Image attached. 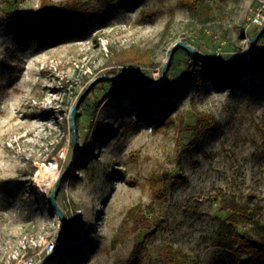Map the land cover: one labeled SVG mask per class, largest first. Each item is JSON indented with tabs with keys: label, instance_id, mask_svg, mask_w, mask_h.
<instances>
[{
	"label": "rangeland",
	"instance_id": "1",
	"mask_svg": "<svg viewBox=\"0 0 264 264\" xmlns=\"http://www.w3.org/2000/svg\"><path fill=\"white\" fill-rule=\"evenodd\" d=\"M259 1L205 0L201 19L177 0H0V264H148L160 244L235 264L224 199L253 193L264 217ZM110 50L135 61L106 66ZM197 110L215 121L185 153Z\"/></svg>",
	"mask_w": 264,
	"mask_h": 264
},
{
	"label": "trees",
	"instance_id": "2",
	"mask_svg": "<svg viewBox=\"0 0 264 264\" xmlns=\"http://www.w3.org/2000/svg\"><path fill=\"white\" fill-rule=\"evenodd\" d=\"M177 5L187 8L191 14L197 15L201 19L210 12L205 0H177ZM140 12L147 17H152L155 14L149 8H143ZM192 56L196 57L194 54ZM134 61L135 57L130 54L110 50L106 66L124 65ZM202 66L203 71H209L216 76L226 78L231 76L230 72L224 71L220 67L205 62H202ZM111 71L113 70H106L105 73L108 74ZM255 71H264V63L257 68L250 64L249 73ZM185 77L182 76V79ZM166 91L148 88L146 94L147 96L167 94ZM149 102L146 99L145 105ZM214 121L215 116L212 113L197 110L192 124H182L184 130H191V137L186 145L188 149L184 151L185 153L195 147L199 135L206 131ZM173 179L172 182L175 183L181 177L177 176ZM253 196L254 194L251 193L245 200H243V197L234 196L225 198L221 205V208L226 211V215L219 226L218 244L226 248L229 254L234 257L235 264H264V217L258 212L259 205L253 202ZM128 215L133 218L134 231L151 227L150 221L143 215L139 207L130 208ZM139 250L140 246L136 245L134 256ZM148 264H186V256L181 250L173 248L170 244H160L157 246L155 256L150 258ZM216 264L224 263L217 262Z\"/></svg>",
	"mask_w": 264,
	"mask_h": 264
},
{
	"label": "built area",
	"instance_id": "3",
	"mask_svg": "<svg viewBox=\"0 0 264 264\" xmlns=\"http://www.w3.org/2000/svg\"><path fill=\"white\" fill-rule=\"evenodd\" d=\"M249 21L256 23L264 22V0H260L258 4L252 5L247 10ZM55 243L53 241H48L45 244L47 253L52 251ZM17 264H37V261L32 257H21L18 259Z\"/></svg>",
	"mask_w": 264,
	"mask_h": 264
},
{
	"label": "water",
	"instance_id": "4",
	"mask_svg": "<svg viewBox=\"0 0 264 264\" xmlns=\"http://www.w3.org/2000/svg\"><path fill=\"white\" fill-rule=\"evenodd\" d=\"M262 31H264V26H263L262 30H260V31L258 32V34L255 35V36L253 37L252 45H251L250 52H249V58H251L252 55H253L254 43H255L257 37L260 35V33H261ZM181 44H182V43L179 42V44H177V45H181ZM177 45H176V46H177ZM198 56H199V57H200L205 63L210 64V65H213V64L209 63V62L206 60V58H205L204 56H202V55H198ZM213 66H214V65H213ZM167 67H168V64L165 66L164 71L166 70ZM158 85H160V81H159ZM61 179H62V177H60V178L58 179L57 184H56V188L53 190V193H52V195H51V201H52V203L54 204L55 207H56V204H55V201H54L53 197H54V194H55V193L58 191V189H59V186H60V183H61ZM56 208H57V207H56ZM50 257H51V254L47 255V256H46V257H45V258H44L39 264H44L45 261L48 260Z\"/></svg>",
	"mask_w": 264,
	"mask_h": 264
}]
</instances>
